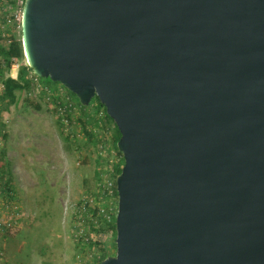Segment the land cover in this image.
Returning a JSON list of instances; mask_svg holds the SVG:
<instances>
[{
  "label": "water",
  "instance_id": "1",
  "mask_svg": "<svg viewBox=\"0 0 264 264\" xmlns=\"http://www.w3.org/2000/svg\"><path fill=\"white\" fill-rule=\"evenodd\" d=\"M20 32L120 133L99 264H264V0H24Z\"/></svg>",
  "mask_w": 264,
  "mask_h": 264
},
{
  "label": "rangeland",
  "instance_id": "2",
  "mask_svg": "<svg viewBox=\"0 0 264 264\" xmlns=\"http://www.w3.org/2000/svg\"><path fill=\"white\" fill-rule=\"evenodd\" d=\"M4 13L6 15L2 16L8 17L10 22L6 25L1 22L2 31H11L21 37L14 20L19 11ZM17 62L19 68L25 64L24 59ZM1 70L4 77H17L18 71L4 67ZM37 84L43 85L32 77L30 88L16 92L13 104L0 97V151H6L13 191L12 201L9 196L0 194V264H76L80 250L94 255L86 243L79 246L75 241V227L81 226L92 241L104 244L106 253L113 256V233L107 227L109 223H102L101 230L93 233L88 220L101 204L96 194L98 179L94 177V171L100 173L102 169L103 172L105 161L96 157L97 142L84 135L76 118L80 116L88 123L87 129L99 133L103 140H109L113 130L98 116L101 108L76 106L71 138L67 139L48 98ZM62 87L57 84L56 89H49V95L57 97L58 89L66 92ZM1 92L0 82V95ZM108 150L113 151L117 160L118 155L111 145ZM88 194L94 197L93 206L79 219L78 203Z\"/></svg>",
  "mask_w": 264,
  "mask_h": 264
},
{
  "label": "trees",
  "instance_id": "3",
  "mask_svg": "<svg viewBox=\"0 0 264 264\" xmlns=\"http://www.w3.org/2000/svg\"><path fill=\"white\" fill-rule=\"evenodd\" d=\"M23 3H24V0H0V10L2 13V14H0V82H1V86H2V92H1L0 97L2 100H5L6 102L12 103V104L16 100V92L25 91V90H28L30 88L32 77H36L38 80H40L42 82L43 86L47 89H56L55 87H57V84H59L58 82L50 81L48 78H40V77L35 76L25 64L20 66L18 73H17V77L15 79L11 78V77H4L2 74L1 68L4 67V69L8 70L10 68V65H11V62L13 61V59H16L19 61H22L24 59L22 46H21V37H17L16 34H14L11 31L6 30L5 32H3L1 29V22H2V25H6V19L4 16H2L3 14L6 15L4 12L5 11H6V13L14 12V11H15V13L17 11L21 12ZM18 26L20 29V24H18ZM60 87H62L61 84H60ZM42 92H43V94L46 95L45 91H42ZM66 94L74 102L75 106H77L81 109H86L88 107H93V109H97V108L102 109L101 110V120L104 121V124L105 123L109 124V127L113 130L112 134L111 135L109 134V144L111 145V147H113V149L116 151V153L118 155L117 162L113 165V173H112V176L115 180L117 175L120 173L121 167L123 165V157L116 147V142L118 141V139L120 137V133H119L117 127L115 126L114 122L107 116L104 106L99 103V101L96 97H94L87 106H82L79 103V100L77 99V97L73 93L66 90ZM46 97L48 98V103L50 104L52 111L54 112V115L56 116L58 97H55V95H53V94H50L48 96L46 95ZM74 114H76V112L73 114L68 113L66 115V118L69 121L70 128L72 126V121L75 117ZM87 119H88V122L92 121L91 117H88ZM76 120L78 121V123H80L82 125V131H83L84 135H86L89 140H93V142H95V141L97 142V144H96V157L98 159L99 158L104 159V161H105L104 167L106 168L107 164H108V158H107L108 153H105V152L107 150L103 149L104 153H100V149H99V144H101L103 142V139L100 138L99 133H96L94 131L93 132L89 131L87 129L88 123L86 121H84L80 116H78L76 118ZM56 121L59 125V128L61 129L62 134H65L67 139L71 138L70 137L71 132L70 133L64 132V126L61 123L60 118L56 117ZM0 157H1V162H0V194L3 193L6 196H9L10 200L12 201L13 198L10 195L13 194V191L10 189L9 170L7 167L8 164H7V160H6L5 149H2L0 151ZM99 168H101V165H99ZM101 172H102V169H101L100 173ZM100 173H99V170L95 169L94 177L96 178V180L98 179V183L101 181ZM113 190H114V201L116 202L117 201L116 184H114ZM94 212H95V209H94ZM100 226L101 225L96 226V227L93 226L90 229L93 233H98L102 227V226L101 227ZM107 227L113 233V237L111 239V242L113 244V251L115 252L114 239H115L116 232H115V218L114 217L111 219L109 224H107ZM86 242H87L86 243L87 248L88 249L90 248L92 250V252L94 253L93 264H99L103 259H105L106 257L109 256L106 253L104 244H100L98 241H91L88 238H87ZM78 245L81 246L80 244H78ZM95 252H97V254Z\"/></svg>",
  "mask_w": 264,
  "mask_h": 264
},
{
  "label": "built area",
  "instance_id": "4",
  "mask_svg": "<svg viewBox=\"0 0 264 264\" xmlns=\"http://www.w3.org/2000/svg\"><path fill=\"white\" fill-rule=\"evenodd\" d=\"M0 14L1 10H0ZM14 20L20 24V11L18 14L14 15ZM10 19L6 17V23H9ZM10 71L17 72L19 70V64L16 59H13L10 65ZM12 76V75H10ZM12 78V77H11ZM37 80L36 77H34ZM37 88L45 91L46 95H49V89L45 88L43 85L41 87L40 84H37ZM58 101L56 108V117L60 118L61 123L64 126V132L70 133L69 121L66 118V115L73 114L76 112V106L74 102L70 99V97L63 92L62 89H58ZM99 117L101 114L99 113ZM72 136V135H71ZM110 148L109 140H103L101 144H99L100 153H104L103 149H106L108 153V164L106 169H104L101 174V181L97 184L96 194L98 195V199L100 201V205H98L95 209L94 213L89 215V223L91 227L99 226L102 223H109L111 219L116 215L117 212V201H114V190L113 186L115 184V180L112 176L113 173V165L117 162V160L113 157V151H109ZM110 154V157H109ZM93 196L91 194L84 195L77 207L78 218L80 219L82 216L87 215L88 209L93 206ZM84 227L81 226L79 228L75 227V241L77 244L81 246H85L81 243H87V238L91 240L90 236H87L84 233ZM92 241V240H91ZM80 250V249H79ZM76 255V264H93V255L91 253H84L82 250Z\"/></svg>",
  "mask_w": 264,
  "mask_h": 264
}]
</instances>
